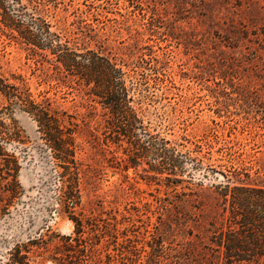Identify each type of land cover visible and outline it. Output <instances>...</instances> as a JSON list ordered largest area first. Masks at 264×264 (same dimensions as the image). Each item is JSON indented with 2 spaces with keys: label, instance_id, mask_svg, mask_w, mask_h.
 <instances>
[{
  "label": "rangeland",
  "instance_id": "rangeland-1",
  "mask_svg": "<svg viewBox=\"0 0 264 264\" xmlns=\"http://www.w3.org/2000/svg\"><path fill=\"white\" fill-rule=\"evenodd\" d=\"M20 6L70 47L116 59L139 84L134 106L146 132L168 142L163 158H138L85 87L62 78L48 51L25 45L0 21V83L28 90L74 130L80 171L74 216L82 222L85 263L230 264L214 240L229 226V206L211 192L220 184L264 188V0H20ZM18 104L0 91V264L17 244L28 245L35 264L59 257L68 263L64 239L77 236L60 210L61 169ZM160 162L174 165L175 176L150 170Z\"/></svg>",
  "mask_w": 264,
  "mask_h": 264
},
{
  "label": "trees",
  "instance_id": "trees-1",
  "mask_svg": "<svg viewBox=\"0 0 264 264\" xmlns=\"http://www.w3.org/2000/svg\"><path fill=\"white\" fill-rule=\"evenodd\" d=\"M12 4L19 5V9L13 10L12 6H5L3 0H0L2 25L16 31L25 45L48 51L53 58L51 62L55 64V69L62 78L75 79L76 83L85 87L87 94L94 97L93 101L108 110L107 124L112 132L126 138L138 158L148 159L152 156L156 160L170 152L165 149L167 141L150 136L143 127L134 106L139 101V98L134 100L136 85L139 84L122 70L116 59L92 49L70 47L69 42H61L59 35L49 31L50 26L44 19L27 15L24 12L25 7L20 6V0H12ZM0 91L8 100H17L21 110L37 123L43 139L57 161L56 166L61 169L60 210L74 222L77 237L64 239L63 255L70 258L68 263L62 258L60 260V257L53 258V262L86 264V248H80L83 241L79 238L82 222L74 216L75 208L80 203V171L75 159L74 130L71 124H65L62 116L50 110L48 104H36L28 90L18 92L16 88L1 82ZM136 130L141 132L144 140L137 138ZM149 166L155 174L175 176L174 165L166 168L160 162ZM173 182L179 183L180 180L173 178ZM212 188L214 190L211 194L228 203L230 214L227 229L214 236L216 246L223 249L225 259L230 264H264V188L245 184L233 187L220 184ZM28 253V245L17 244L10 250L4 264H35Z\"/></svg>",
  "mask_w": 264,
  "mask_h": 264
}]
</instances>
